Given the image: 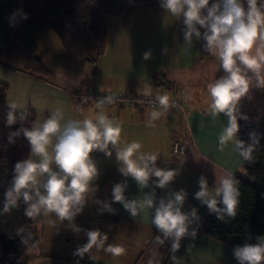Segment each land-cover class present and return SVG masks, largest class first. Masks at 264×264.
I'll list each match as a JSON object with an SVG mask.
<instances>
[{"label": "clouds", "instance_id": "clouds-1", "mask_svg": "<svg viewBox=\"0 0 264 264\" xmlns=\"http://www.w3.org/2000/svg\"><path fill=\"white\" fill-rule=\"evenodd\" d=\"M160 6L166 14L182 18L184 46L192 48L194 39L203 40V51L211 54L218 61V69L223 70L222 76L207 85L211 98L208 114L212 117L223 114L227 118L218 138V151H224L231 144L242 162H253L254 152L260 145L259 134L249 133L247 143L239 139L238 121L248 119L240 111L241 100L249 96L253 87L264 89V0H160ZM151 56V51H146L143 59L149 60ZM157 100L165 110L170 106L167 95L158 96ZM112 102L113 97L108 96L101 98L99 105ZM158 116L157 111L151 112L149 122ZM28 117L26 107L10 102L5 124L11 128L17 122L23 124ZM121 131L120 123L103 113H98L95 119H65L63 108L56 107L49 110L46 118L32 121L30 127L10 132L9 143H15V138L22 135L30 145V152L14 166L0 215L10 214L23 204L28 218L54 214L61 223L67 221L73 232L85 231L76 225L75 219L99 190L96 181L100 170L92 154L101 152L111 158L114 152L120 174L134 180L140 190L150 186L152 190L143 191L142 197L128 199L126 180L115 183L110 202L95 200L100 205L98 211L114 214L113 203L121 204L133 218L150 211L151 224L159 233L154 243L159 248L169 242L170 264H180L176 253L181 241L186 237L194 240L198 234L196 225L201 219L198 209L184 210L189 194L183 188L157 196L156 189L169 188L178 171L159 167L158 155L141 152L139 142L120 147ZM238 185L239 181L230 171L215 172L212 187L201 175L193 198L218 219H234L241 194ZM24 231L23 227L18 228L17 235ZM86 237L87 242L73 252L81 260L87 254L94 261L93 249L113 256L125 251L119 244L107 243V233L99 229L86 230ZM233 256L238 264H264V236L257 237L256 243L235 246ZM148 264H153L152 260Z\"/></svg>", "mask_w": 264, "mask_h": 264}, {"label": "crops", "instance_id": "crops-1", "mask_svg": "<svg viewBox=\"0 0 264 264\" xmlns=\"http://www.w3.org/2000/svg\"><path fill=\"white\" fill-rule=\"evenodd\" d=\"M136 6L138 5L131 9L133 14L126 16L129 22L153 17L156 23L154 14H159L157 10L162 7L149 10L142 6L145 9L143 11ZM140 11H143V15ZM158 22L168 32L160 27L155 28L157 32L153 36L157 42L153 43L152 53L157 59L153 63L144 60L143 55L137 56L136 47L131 46L128 49L104 48V55L101 54L95 61L74 56L64 57L62 64L56 68L39 57L51 70L46 80H38L0 65V80L8 85L7 106L10 102H15L27 110L32 109L34 121L46 118L49 110L56 107L63 108L65 119H95L98 113H103L118 121L122 129L120 147L133 141L139 142L141 152L158 155L159 167H170L178 171L179 174L169 188L156 189L157 196L183 188L189 194L184 210L190 211L193 207L198 209L201 218L196 225L198 234L194 240L186 237L181 241V248L176 253L180 257V264H236L237 260L234 256L230 257L229 253L227 257H218L209 251V244L213 241L200 230L208 209L193 198V194L198 191V179L201 175L207 178L210 187L214 186L215 172L221 174L230 171L243 177L241 159L232 150L231 144L222 152L217 149L218 138L226 126L227 118L223 114L212 117L207 111L211 99L207 85L224 73L222 69H218V61L211 54L202 57L199 55L198 40L194 39L192 48L184 46L182 18L176 19L167 14ZM37 36L38 33V53ZM108 40L106 31L104 47ZM146 51L147 48L144 53ZM159 72L173 83L172 87H156L152 83V77ZM89 88L173 96L181 102L182 107L162 111L111 104H82L71 95L76 90ZM153 111H157L159 116L149 122V114ZM240 111L248 116L247 120L241 119L243 123L252 122L264 128V89L253 87L249 96L241 100ZM174 138L185 139V150L180 155L171 153V141ZM92 155L100 170V178L96 181L99 190L75 219L76 225L85 231L73 232L67 221L61 223L54 214L42 217L35 225L38 245L30 252L31 258L25 264H77V261L79 264H148L149 260L153 264H170L169 251L164 256V261L160 256L161 250L169 249L170 243L166 242L159 248L154 243V237L159 233L151 224L150 211L146 210L133 218L119 203L112 204L114 214L99 212L100 205L95 203V200L110 202L115 183L126 180L128 187L125 195L128 199L142 197L143 191L152 190L151 186L140 190L134 180L122 176L118 171L114 152L111 158L105 157L101 152H94ZM90 229L107 233V243L123 246L124 253L113 256L103 250L93 249L91 255L95 258L94 261L87 254L82 260L74 256V250L87 242L86 230Z\"/></svg>", "mask_w": 264, "mask_h": 264}, {"label": "trees", "instance_id": "trees-1", "mask_svg": "<svg viewBox=\"0 0 264 264\" xmlns=\"http://www.w3.org/2000/svg\"><path fill=\"white\" fill-rule=\"evenodd\" d=\"M132 4L149 10L161 7L160 0H0V65L46 80L51 70L37 55L36 41V34L46 31L54 32L69 55L95 61L104 50L108 19L122 15ZM203 43V40L198 41L201 57L208 55L203 51ZM152 83L156 87L173 85L162 72L154 74ZM7 90V83L0 80V207L15 164L26 159L30 152V145L22 135L15 138V143H9L8 135L20 127H30L35 119L33 110L29 109V117L23 124L17 122L11 128L6 126ZM76 101L99 104L94 100ZM238 122L239 139L249 142V133L254 131L259 134L260 145L254 152L253 162L240 160L243 177L234 175L241 193L237 215L234 219L225 217L221 220L208 211L200 224V230L208 236L233 248L256 243L257 237L264 236V128L252 122ZM42 217H26L23 204L10 214L0 215L2 264H25L31 258L30 252L38 245L35 225ZM20 227L25 231L17 235Z\"/></svg>", "mask_w": 264, "mask_h": 264}, {"label": "rangeland", "instance_id": "rangeland-1", "mask_svg": "<svg viewBox=\"0 0 264 264\" xmlns=\"http://www.w3.org/2000/svg\"><path fill=\"white\" fill-rule=\"evenodd\" d=\"M132 7H135V5L134 4L130 5V7L127 8L122 15L112 16L109 18L108 29H107L109 40L108 42L106 41V47L104 48L109 49V50L114 49V47L119 48V49L120 48L128 49L129 47L132 46V47H136L137 56L138 54L143 55L145 48H147V51H151L152 53L153 43L157 42L156 38L153 36L157 32L155 28L160 27L163 29V27L159 26L158 21L162 16H166L167 14L163 8H160L157 10L159 14L158 13L154 14L156 18V23L153 17L129 22L126 16H129L130 13L133 14L134 11L131 12L132 11L131 9H133ZM136 7H138L140 10H143V11L145 10L140 5ZM143 11H140L141 15H143ZM146 11H149V10H146ZM147 24H149L148 27H147ZM175 24H176V21L174 22L173 28H175ZM182 24H183V20H182ZM183 28H184V25H183ZM163 30L166 33L168 32V31H165V29ZM178 36H179V33H178ZM37 40L39 44V49L37 53L38 56L46 64H50L53 68H56L57 66L61 65L63 62L62 59L64 57L66 58L73 57V56H69V54L64 51V49L62 48L60 44V41L58 40V38L55 36L54 32L52 31L39 32L37 36ZM104 53L105 52H103L102 55H104ZM156 59L157 57H154L152 53V56L149 59V62L153 63L156 61ZM241 173L243 174L242 171ZM210 239L213 241V243L209 244V251H212L214 253V256L227 257L229 253L230 257H233V247L232 246L222 241L216 240L212 237H210ZM223 247H225L226 249H230V251L224 249ZM166 249H162L160 252V256L163 257V261H164V256L168 252V249L167 250ZM236 264H238V262Z\"/></svg>", "mask_w": 264, "mask_h": 264}, {"label": "built area", "instance_id": "built-area-1", "mask_svg": "<svg viewBox=\"0 0 264 264\" xmlns=\"http://www.w3.org/2000/svg\"><path fill=\"white\" fill-rule=\"evenodd\" d=\"M72 97L78 101L94 100L99 103L101 98H106L108 96L113 97V102L111 105L125 106V107H135V108H152V109H163L157 100L158 96L155 94H142L131 91H111V90H99L89 88L85 91H76L71 93ZM170 106L166 110H177L181 109L182 105L179 101L173 97L168 96ZM174 102L175 106H172ZM185 139L174 138L171 141V153L174 155H180L185 150Z\"/></svg>", "mask_w": 264, "mask_h": 264}]
</instances>
